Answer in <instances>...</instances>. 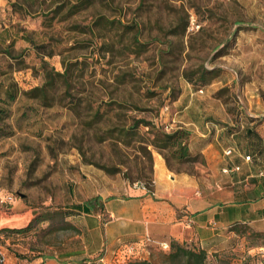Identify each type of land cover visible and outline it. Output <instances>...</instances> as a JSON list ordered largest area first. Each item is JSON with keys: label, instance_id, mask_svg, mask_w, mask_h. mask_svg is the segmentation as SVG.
<instances>
[{"label": "rangeland", "instance_id": "obj_1", "mask_svg": "<svg viewBox=\"0 0 264 264\" xmlns=\"http://www.w3.org/2000/svg\"><path fill=\"white\" fill-rule=\"evenodd\" d=\"M68 66V90L56 79L47 106L28 98ZM0 99V264L64 259L80 247L71 205L119 195L126 171L145 181L135 147L153 136L140 126L131 146L115 145L117 129L264 123V0H0ZM163 153L174 172L202 165ZM262 246L241 229L205 263L264 264ZM170 251L152 245L141 260L186 264Z\"/></svg>", "mask_w": 264, "mask_h": 264}, {"label": "crops", "instance_id": "obj_2", "mask_svg": "<svg viewBox=\"0 0 264 264\" xmlns=\"http://www.w3.org/2000/svg\"><path fill=\"white\" fill-rule=\"evenodd\" d=\"M250 125L190 130V151L204 161L196 174L169 170L153 152L151 191L127 184L117 196L96 193L71 205L80 247L64 259L29 264H108L122 247L135 243L144 244L139 259L149 246L171 241L194 242L208 253L241 229L264 236V123Z\"/></svg>", "mask_w": 264, "mask_h": 264}, {"label": "trees", "instance_id": "obj_3", "mask_svg": "<svg viewBox=\"0 0 264 264\" xmlns=\"http://www.w3.org/2000/svg\"><path fill=\"white\" fill-rule=\"evenodd\" d=\"M44 69L47 68V65L45 64L43 66ZM69 72H70V66L66 67L63 73L55 72L53 69L47 70L45 73L46 81L43 83L40 87H34L30 89L26 95L28 98L31 99H39L41 100L44 105L47 106V101L49 99L48 92L51 90L55 85L56 79H62L63 83L66 85L67 90L70 87L69 84ZM200 79H203V75H200ZM209 83V82H208ZM206 83V84H208ZM9 100H14V95L11 92L6 93ZM2 99H0V102ZM122 106V105H119ZM102 117V114L100 113V110L95 112L94 117L92 121L89 123V125H92L93 123L99 121V119ZM144 127L147 129L146 135H152L153 139L150 140L147 137H141L139 141H137V147L135 149L142 155V158L146 160L147 163V171L148 173L145 174L144 178V186L151 190L153 186V157H152V151L149 148H152V150H155L157 153H159L165 160L166 166L169 170L173 171L170 164L169 157L166 156L163 151L169 150L171 153V156L176 158L177 161L180 163H187V164H194V163H200L203 164V158L200 153H191L190 151V140H191V133L185 129H176L171 133H165L162 128L159 126H156L150 121H146L143 119H137L133 121L132 125L126 127V128H119L117 129L118 133V139H112L115 145H118L119 143L124 144L125 146H131V140L137 136V129L139 127ZM114 130H110L107 132V134L111 135ZM1 134V131H0ZM120 138L122 141H120ZM111 139V138H110ZM101 141H104V139H101ZM120 165H124L125 163L123 161H120ZM121 172L119 169L115 170H109V173H119ZM175 173H182V172H175ZM187 173V172H184ZM125 178L130 182L132 185L135 181L138 180H132L129 177V174L127 171L123 173ZM193 174V173H188ZM186 243H179L176 241L170 242V248L171 251L167 254H164L166 259L169 261L177 262L180 261L182 258H185L186 264H191L193 262L194 264H206L205 263V257H206V251L203 249H200L199 251H195L192 249H188L185 247ZM160 246V245H159ZM126 264H151L149 261H142L141 259H130L126 261Z\"/></svg>", "mask_w": 264, "mask_h": 264}, {"label": "built area", "instance_id": "obj_4", "mask_svg": "<svg viewBox=\"0 0 264 264\" xmlns=\"http://www.w3.org/2000/svg\"><path fill=\"white\" fill-rule=\"evenodd\" d=\"M232 153L231 149H228L225 152L226 156H230ZM250 156L245 157V161H249L250 160ZM236 170H238V168H235ZM135 186H139L143 189H145L146 191H151L149 189H147L143 183H135ZM142 245L144 244H130V245H125L124 247H122L119 251H117L114 254V261L115 264H124L126 261L130 260V259H139V251L142 247ZM160 247L163 250H166L168 248V245L166 244H161ZM259 254H260V258L262 259V261H264V246L259 248ZM103 261V260H101ZM105 264V263H104ZM107 264V263H106Z\"/></svg>", "mask_w": 264, "mask_h": 264}]
</instances>
